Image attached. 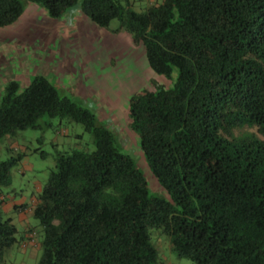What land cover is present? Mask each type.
Masks as SVG:
<instances>
[{"label":"trees","instance_id":"1","mask_svg":"<svg viewBox=\"0 0 264 264\" xmlns=\"http://www.w3.org/2000/svg\"><path fill=\"white\" fill-rule=\"evenodd\" d=\"M29 2L52 17L79 6L100 26L119 19L155 73L177 72L172 86L138 92L129 105L168 196L153 194L119 137L47 77L6 87L0 139L48 115L83 124L95 140L92 151L60 154L37 194L38 264H158L152 228L196 264H264V0H148L143 11L133 0H0V28ZM20 160L0 159V189ZM19 233L0 210V264L25 242Z\"/></svg>","mask_w":264,"mask_h":264},{"label":"rangeland","instance_id":"2","mask_svg":"<svg viewBox=\"0 0 264 264\" xmlns=\"http://www.w3.org/2000/svg\"><path fill=\"white\" fill-rule=\"evenodd\" d=\"M133 1L137 11L148 5V0ZM38 75L47 77L60 96L90 109L99 124L119 137L123 150L147 178L150 191L168 196L151 173L139 136L131 127L129 105L138 92L158 84L172 86L177 72L172 79L155 73L145 47L120 28L119 19L100 26L79 6L62 17H52L41 4L29 2L14 24L0 28V104L10 82L18 81L25 88ZM246 130L258 133L256 128ZM95 147L93 134L83 124L48 115L40 119L38 127L0 139V159L22 157L12 170V184L0 189V210L16 223L19 236L25 234V222L14 205L32 208L60 154ZM29 220L40 232L41 225L33 213ZM151 236L159 250L158 264H196L180 257L160 230L152 228ZM40 256L41 250L32 257L15 247L7 251L5 262L38 264Z\"/></svg>","mask_w":264,"mask_h":264},{"label":"crops","instance_id":"3","mask_svg":"<svg viewBox=\"0 0 264 264\" xmlns=\"http://www.w3.org/2000/svg\"><path fill=\"white\" fill-rule=\"evenodd\" d=\"M14 208L19 212L20 214V219L25 222V242L20 246V249L22 252H25L28 256L35 257L39 253V247L36 242L38 233H35L36 230L33 229L32 223H30V216H32L33 209L30 207H27L25 204H15ZM29 236V238H28ZM30 236H32L30 238ZM34 238V239H32Z\"/></svg>","mask_w":264,"mask_h":264}]
</instances>
